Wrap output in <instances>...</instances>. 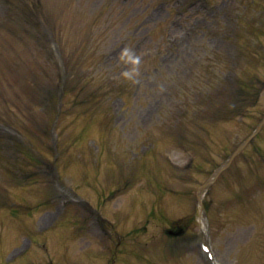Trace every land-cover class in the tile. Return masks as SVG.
Instances as JSON below:
<instances>
[{
	"label": "rangeland",
	"instance_id": "obj_1",
	"mask_svg": "<svg viewBox=\"0 0 264 264\" xmlns=\"http://www.w3.org/2000/svg\"><path fill=\"white\" fill-rule=\"evenodd\" d=\"M206 3L0 0V264H95L90 231L48 227L55 182L109 220L105 260L201 264L150 243L200 229L198 189L264 117V0ZM237 156L202 205L222 259L264 264V125Z\"/></svg>",
	"mask_w": 264,
	"mask_h": 264
},
{
	"label": "bare ground",
	"instance_id": "obj_2",
	"mask_svg": "<svg viewBox=\"0 0 264 264\" xmlns=\"http://www.w3.org/2000/svg\"><path fill=\"white\" fill-rule=\"evenodd\" d=\"M205 191H206V186H202L199 191H198V198H199V201H201L204 197V194H205ZM201 221V226L202 228L205 230L206 233H208V229H207V225H206V221L204 218L201 217L200 219Z\"/></svg>",
	"mask_w": 264,
	"mask_h": 264
}]
</instances>
